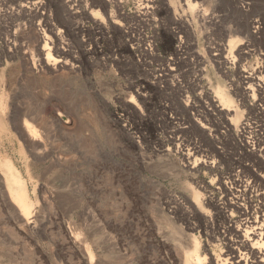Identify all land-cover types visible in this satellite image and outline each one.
Listing matches in <instances>:
<instances>
[{
    "label": "rangeland",
    "instance_id": "374dc122",
    "mask_svg": "<svg viewBox=\"0 0 264 264\" xmlns=\"http://www.w3.org/2000/svg\"><path fill=\"white\" fill-rule=\"evenodd\" d=\"M36 1L0 0V102L21 124L32 123L26 112L55 119L39 128L38 155L0 120V165L20 176L44 224L35 239L13 236L0 210V264H182L193 240L214 264L226 216L238 217L229 198L264 214V0H38V14ZM34 28L62 72L39 68ZM217 87L245 128L217 112ZM193 151L200 161L188 169ZM167 161L179 170L167 175Z\"/></svg>",
    "mask_w": 264,
    "mask_h": 264
},
{
    "label": "bare ground",
    "instance_id": "6f19581e",
    "mask_svg": "<svg viewBox=\"0 0 264 264\" xmlns=\"http://www.w3.org/2000/svg\"><path fill=\"white\" fill-rule=\"evenodd\" d=\"M104 3H105V1H104ZM104 3L102 0L101 4H104ZM30 6L33 7V10L31 8L29 9V7H28V9L32 10L34 12H37V14L41 10V5H40V2L38 0L36 2H31ZM58 6H59L60 14L63 15L62 18H64V16H66V17H69V19H70L73 16V8L71 7L69 1L61 2V4H58ZM186 6L190 10L195 9L194 6L190 5L189 3L188 4L186 3ZM23 12H24V10H23ZM195 17L199 19V13H196ZM66 20H68V19H66ZM39 22H41V21H39ZM173 22H177L178 25H181L182 27L184 26V24H183L184 22L181 21L180 19H178L177 17L174 18ZM32 34H33L32 36L34 38V42L36 43V45L34 46V50L36 51L35 55H36L37 59H41V56L45 55V58L42 57L44 59V61L40 62L41 67H39V66L38 67L42 70L43 67L48 66V68L51 71L50 75H52V73L54 75V73H57L58 71L63 69L64 66L66 65L65 61L62 62V61H59V59L58 60L57 59L56 60L50 59V53H49L50 49L47 46V43L43 40L44 39L43 35L41 33H39L37 30H35V28L33 29ZM41 42H42V46L39 47ZM234 44H235V39L232 38L228 42V46H227L228 49L226 47H224V48L221 47L220 53L217 54V59L218 60L222 59L221 62L219 61L220 64H222L223 62L229 63L230 58H232L231 52L234 48ZM35 51H33V52H35ZM56 53H57V51H56ZM222 55L224 56V58L221 57ZM37 59H36V61H39ZM28 63H29V61H28ZM28 63L26 60L25 65L27 66ZM30 68H33V64L31 65ZM43 70H45V69H43ZM60 72H62V71H60ZM55 75H58V74H55ZM244 79H246V82H248V81H252L254 78H252L250 75H248V76L244 77ZM253 91L254 90L250 86H248L246 88H243V95H247L248 93L253 92ZM228 95L229 94H227L223 88L217 87V89L215 90V99L212 101V104H214L213 106L216 108L217 112L222 114L225 118H229L230 113L232 111H234V113L232 114L230 119L233 122V124H237L241 120V114H240V111H237L236 109H234V110L232 109L233 101L231 100V98ZM262 105L264 107V102ZM5 107H6L5 103L1 101L0 102V120H6V119L10 118V124L12 125L14 130L16 131V133H17L19 139L22 141V143L32 153L37 154V155H38V153L41 154V152L43 151L42 150L43 148H42V145L40 144V140H39L38 135H37L39 133V128L44 127V125L47 122V119L48 120L49 119L54 120L55 119V113L50 111L48 113V118H46V117H44L43 113L40 114V113L34 112L36 114H31L30 112H26V113H24V116H30L31 115L30 120L32 121V123L28 124L27 122L24 121L21 124L19 122L20 120L19 119H18L19 121L17 120L16 116H18V115L15 114L14 111L10 112V115H9L10 117H8L7 112L5 113ZM13 110H14V108H13ZM261 110H264V108H262ZM240 124H241V126H239V127H241V129L245 128L246 123L240 122ZM250 150H253V149H250ZM192 153H193V155L191 153L185 155L186 156L184 159L185 164H186L185 167H187L188 169H194V167L196 165V161H197V163L200 161L199 159H197V160L193 159L191 162V157L194 156V154L196 155L195 151H193ZM0 164H1V162H0ZM165 167H166L167 175H169L171 173V170L173 168H176L177 170H179V168H180L177 163H175V162L171 163L168 161L165 163ZM2 170H4V172ZM246 186H248V184ZM223 189H224V187H223ZM45 198H47V197H45ZM237 198L238 197H236L234 199L229 198L228 203L227 204L225 203L226 206L229 207V211H231V209H233V208L238 209V217L235 220H232L231 214L230 215L228 214L226 216V219H228V222H226L225 224L229 223V225L226 226L227 228H225L224 231L222 232L223 238H224L223 240L225 241V250L220 254V256H218V259L216 260V262L214 264H264V214L261 211H259L258 208L254 207V206L249 205V206L245 207V206L241 205ZM29 200H30V197L28 195V191L25 189V187L21 183L20 176L9 166L8 162L4 161L3 165L2 166L0 165V210H1V213L3 212L9 218V220L11 222V226H12L11 230H10V228H8L7 231L10 230L12 235L13 234L15 235V231L25 232L29 235V237L31 236L32 238L35 239V236H37L39 233L41 234L42 229H40V228L43 227L44 223H43L42 218L40 217L41 215L35 213L36 211L32 212V208H31L32 204L29 202ZM47 200H49V199H47ZM47 200L44 199L43 202L46 203ZM209 203H210V201H209ZM218 205H220V204H218ZM218 208L219 209H217V211L223 210V208H220V207H218ZM223 215H226V213ZM3 217H4V215H3ZM54 224L56 225L55 222L51 223V225H54ZM44 226H46V224ZM5 227H6V224H5ZM45 229H43V230H45ZM9 232H8V235L10 236L11 234ZM21 232H19V233H21ZM65 233L67 235V238L69 240H71L72 243L75 244L76 248L81 249L80 246H81L82 242L80 241V239L74 237L73 231L67 225L65 226ZM61 235H63V234H61ZM15 237L17 238V236H15ZM19 237H20V235H19ZM229 237H230V239H229ZM65 241H67V239ZM65 241H64V243H66ZM191 242L192 243L190 245V249L189 250L184 249V252H183L184 254L182 255V264H213L211 257H209V256L208 257H205V256L201 257L200 256V254L198 253L199 244L197 243V241L193 240ZM33 244H34L35 254H36L38 252L37 244L34 241H33ZM53 246H55V244H53ZM82 254H83V252H82ZM30 258L32 259V257H30ZM53 258L55 259V255ZM206 258H207V261L203 262ZM37 260L39 262L42 261V257L38 256ZM55 261H53V263H55ZM90 261H91V259H90ZM90 264H91V262H90Z\"/></svg>",
    "mask_w": 264,
    "mask_h": 264
}]
</instances>
